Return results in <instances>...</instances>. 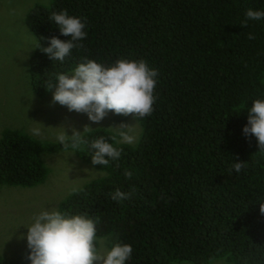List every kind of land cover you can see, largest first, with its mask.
Segmentation results:
<instances>
[{"label": "trees", "instance_id": "16d2710c", "mask_svg": "<svg viewBox=\"0 0 264 264\" xmlns=\"http://www.w3.org/2000/svg\"><path fill=\"white\" fill-rule=\"evenodd\" d=\"M249 8L264 11V0H52L26 13L28 30L44 47L49 37L69 38L49 21L53 11L67 10L86 24L84 48H74L63 63L38 48L31 52L30 79L39 97L56 73L74 70L85 57L104 64L143 59L158 69L154 110L136 119L135 142H118L103 127L82 133L87 141L114 137L109 142L122 149L121 157L93 165L92 150L82 145L74 154L104 174L59 203L62 211L98 216V237L130 244L126 264H210L216 258L264 264V151L242 132L252 100L264 99V19L243 27ZM63 150L58 141L4 129L0 183L43 182L42 153ZM236 160L246 164L238 173ZM133 188L131 199L110 197ZM28 251L23 260L0 256V264H26Z\"/></svg>", "mask_w": 264, "mask_h": 264}, {"label": "clouds", "instance_id": "9594fccd", "mask_svg": "<svg viewBox=\"0 0 264 264\" xmlns=\"http://www.w3.org/2000/svg\"><path fill=\"white\" fill-rule=\"evenodd\" d=\"M260 19H264V11L249 8L240 24L247 27L248 20ZM49 21L61 35L69 38L49 37L46 47L37 40L35 48L47 54L52 61L63 63L74 48H84L81 41L87 37L86 24L80 18L69 15L67 10L53 11ZM248 38L255 39V36L249 33ZM158 76V69L150 67L143 59L122 57L111 64H104L85 57L70 73H56L55 79L49 80L44 88L52 93L51 104L58 103L69 111L84 113L89 121L99 124L109 111L117 115L131 114L136 119L151 116L157 99L154 93ZM128 128L129 125L121 124L115 129L120 142L131 144L136 138L125 130ZM91 129L88 125L83 127L82 132L73 128L69 136L63 128L56 139L66 150L69 147L73 149V153L82 145H88L93 152V165L108 166L110 161H118L122 149L109 142V139L115 138L100 136L87 141L82 133ZM31 132L36 136L42 134L39 127L32 128ZM242 132L246 137L254 136L258 149L264 151V99L252 100ZM244 167L245 161L236 160L232 164L237 173ZM124 176L131 179L133 173L125 169ZM81 191L82 188L72 187L69 194ZM134 193V188L129 192L116 189L110 197L114 202H121L131 199ZM160 198L166 199L163 195ZM260 212L264 214V202H260ZM99 223L98 216L92 217L88 213L72 214L59 207L41 210L26 227L27 232L23 236L29 249L25 257L28 264H126L132 256V246L120 242L118 237L111 241L107 237H98L96 226ZM109 243L110 247L107 246Z\"/></svg>", "mask_w": 264, "mask_h": 264}, {"label": "rangeland", "instance_id": "374dc122", "mask_svg": "<svg viewBox=\"0 0 264 264\" xmlns=\"http://www.w3.org/2000/svg\"><path fill=\"white\" fill-rule=\"evenodd\" d=\"M51 1L0 0V137L4 129L17 128L37 139L56 142V136L63 128L70 136L73 128L82 132L83 127L88 125L92 129L103 127L113 131L120 142L115 128L126 124L129 128L125 130L136 138L141 127L131 114L123 115L125 120L120 121L113 119L116 114L109 111L96 124L89 121L84 113L69 111L58 103L51 104V91L43 97L35 93L30 79L29 57L36 47L37 39L28 30L25 16L34 5H49ZM34 127L41 129L40 136L31 132ZM41 157L48 167L43 182L30 187L0 183V256L6 261L24 259L27 242L23 236L35 215L41 210L59 207L72 187L80 188L104 174L77 157L72 150L42 153ZM170 264L191 263L183 261ZM210 264L232 263L225 258H216Z\"/></svg>", "mask_w": 264, "mask_h": 264}]
</instances>
